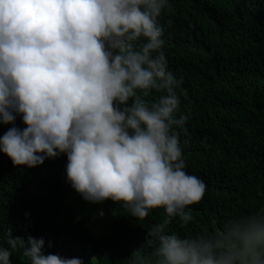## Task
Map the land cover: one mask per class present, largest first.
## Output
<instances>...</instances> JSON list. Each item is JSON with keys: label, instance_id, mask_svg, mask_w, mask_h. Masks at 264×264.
I'll return each mask as SVG.
<instances>
[{"label": "clouds", "instance_id": "9594fccd", "mask_svg": "<svg viewBox=\"0 0 264 264\" xmlns=\"http://www.w3.org/2000/svg\"><path fill=\"white\" fill-rule=\"evenodd\" d=\"M169 8L170 0H0V123L13 125L0 152L28 168L66 154L67 179L86 201L122 202L139 220L163 208L146 238L154 264H264V210L197 238L167 230L173 218L192 221L189 206L206 191L186 172L188 117L176 116L181 81L160 23ZM154 93L155 102L144 99ZM9 236L0 264H12L18 246L31 264H84L45 254L43 238Z\"/></svg>", "mask_w": 264, "mask_h": 264}, {"label": "trees", "instance_id": "16d2710c", "mask_svg": "<svg viewBox=\"0 0 264 264\" xmlns=\"http://www.w3.org/2000/svg\"><path fill=\"white\" fill-rule=\"evenodd\" d=\"M160 23L169 68L181 81L176 116L188 117V136L181 138L186 172L206 184L201 201L189 206L193 220L173 218L167 230L197 238L264 210V0H170ZM15 125L26 127L22 115ZM12 126L0 123V137ZM67 163L61 154L28 168L0 152V247H10L11 232L25 241L43 238L45 254L84 264H154L155 246L146 238L164 209L139 220L108 199L93 205L104 211L101 219L95 215L105 225L97 228L62 200L77 193ZM10 259L31 264L19 246Z\"/></svg>", "mask_w": 264, "mask_h": 264}, {"label": "rangeland", "instance_id": "374dc122", "mask_svg": "<svg viewBox=\"0 0 264 264\" xmlns=\"http://www.w3.org/2000/svg\"><path fill=\"white\" fill-rule=\"evenodd\" d=\"M62 200L65 205H74L81 208L83 210V215L89 217L90 222L95 223L97 228H104V223L98 222L95 216L96 213H98L97 218L101 219L102 217H104V211L101 209V205H99V211L96 212L93 208V205H95V203L83 199L79 192H77L72 197H66ZM101 213L103 214L101 215Z\"/></svg>", "mask_w": 264, "mask_h": 264}]
</instances>
